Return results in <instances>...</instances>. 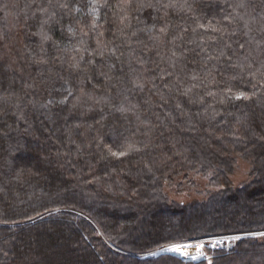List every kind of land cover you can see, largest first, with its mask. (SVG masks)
I'll return each mask as SVG.
<instances>
[{"label":"trees","instance_id":"trees-1","mask_svg":"<svg viewBox=\"0 0 264 264\" xmlns=\"http://www.w3.org/2000/svg\"><path fill=\"white\" fill-rule=\"evenodd\" d=\"M238 2L161 0L175 7L137 13L117 7L128 0H0V264H208L152 252L264 231V78L248 71L264 61V33L259 20L250 32L227 25ZM245 3V20L264 16V0ZM209 22L238 30L209 43L210 30L192 31ZM229 81L251 99L220 103ZM129 146L142 151L108 155ZM206 251L212 264H264V237Z\"/></svg>","mask_w":264,"mask_h":264},{"label":"snow or ice","instance_id":"snow-or-ice-1","mask_svg":"<svg viewBox=\"0 0 264 264\" xmlns=\"http://www.w3.org/2000/svg\"><path fill=\"white\" fill-rule=\"evenodd\" d=\"M93 2H94V4H97L98 7H107L108 6L107 3L99 4L98 0H93ZM185 2L187 3V0H185ZM249 6H250V3H245V0H239V2L236 3L235 5H229V7L233 8L234 15H226V16H224V18H223L224 21H226L227 25H229V26L232 25L233 23H235L236 21H242L243 22V28L247 29V31L250 32L251 31L250 24L254 23L256 20H259L260 21V25H259L257 30L259 32H261V33H264V16L259 15L258 13L254 12L251 15L249 20H245V16L248 15L247 9H248ZM60 7L67 8V5L66 4L60 5ZM117 7L122 12H123L125 7H134V10L137 13H140L145 8L156 9L158 11L160 8H172V7H175V5L172 4V3H169V4L165 5V4L161 3V0H137V2L133 5L132 0H128V4L127 5H117ZM188 7H189V9H191L190 5H188ZM236 9L244 10V15H241L239 12L236 11ZM92 10H93V13L97 12V7H93ZM76 11H79V9L77 8ZM126 21H128V23H125ZM119 22H120V24L124 25L125 27H128L130 25V17L127 16V15H121L119 17ZM95 28H96V24L93 23L92 29L95 30ZM154 28H155V25H153V29ZM198 30H204L205 34L210 30L214 34V35L208 37V42L211 43V42H214V41L217 40V36H219L220 41L222 42L226 33L229 35V38H231V36L238 29L234 28L232 30V33H229L228 32V27L225 26L224 24H219V26H217V24H213L212 22H209L207 27L203 23H198L196 25V27L192 29V31L194 33H196ZM68 31L70 33L73 32L72 28H69ZM159 32L161 34H166L167 25H165V27L160 28ZM245 34H247V33H245ZM133 35H135V33H133ZM44 39L48 40V39H50V37H44ZM176 39H182V37H173V41H172L173 44H175ZM204 43H205V41L201 40L200 44L203 45ZM223 47L224 48H229V49L231 48V46L227 45V44H225ZM244 47H245L244 44H239V48L240 49H244ZM200 50H201V52L207 53V49L204 48V47H201ZM85 51H86V49H85ZM232 51L235 52L236 50L232 49ZM99 54L103 55V52H100ZM111 54L112 55L115 54V49L112 50ZM173 55H175V53H173ZM225 55H226V53H225V51L222 48V50L220 51L219 55H217L215 57H213L212 55L208 54L207 55V61H212V60L219 61L220 58L225 56ZM83 59H84L83 56H81L80 57V61H83ZM80 61H77L75 64H70L69 68L74 69V70H80V68H79ZM226 62L231 64L232 63L231 57H227V61ZM40 63H46V61H40ZM89 63H94V61H89ZM259 63H260V67L255 69V70L252 69L251 65H248V71L253 76V78H255L257 73H259L260 76L262 78H264V71H261L262 69H264V61H261ZM234 67L243 68V64H236V65H234ZM168 75H171V74L168 73ZM191 79L195 81V80H197V77L193 76ZM238 79L242 80V73H241V76H239V77L238 76H233L231 78V81H236ZM231 81L225 83L224 87L226 88V92L222 91L221 94L224 96V100L220 101V103L230 102L232 100H241V99L250 100L251 99V97L246 92L240 91V92L233 93L232 87L228 86V83H230ZM136 86L141 88V89H143V85L142 84H137ZM190 91H191L190 88L187 89L183 93V95L187 96ZM207 94L209 96H215L216 95V93H214V92H208ZM72 95H73V93L69 89L68 90V95L65 96L63 100H61L59 102H56V103H59V104H62V105H66L67 101H68V97H70ZM253 95H255V92H253ZM52 103H53V101H49V104H52ZM76 107H77V105H73V108H76ZM89 110H91V109H89ZM117 110L119 111V109H117ZM261 139H264V137H261ZM113 143L116 146H120L118 141H113ZM147 147H148V145H145V148H147ZM141 151H142V149L134 148V147H131V146H129L127 148V150H121V151H113L112 147H108L107 148L108 155L111 156V157H116V158L126 157V156L129 155L130 152H141ZM33 211H35V209H33ZM51 211H59V209H47V208L45 209V212H49L50 213ZM36 214H37V216L41 215V213H36ZM27 218L28 219H32V217H27ZM246 234L247 235H251V236L264 237V231L249 232V233H246ZM228 239H231L232 241H238V240L241 239V237L239 235H234L232 237H225L224 238V240H228ZM224 240H217L215 246L219 247L220 245H222L224 243ZM182 247L183 246H181V245H173L172 248H170L168 250L169 251L178 252V253H180L182 255H187L186 252H182ZM204 255H205L204 252L201 251L198 256L192 257V258L193 259H198L200 257H203ZM208 264H212V260L211 259H209Z\"/></svg>","mask_w":264,"mask_h":264},{"label":"rangeland","instance_id":"rangeland-1","mask_svg":"<svg viewBox=\"0 0 264 264\" xmlns=\"http://www.w3.org/2000/svg\"><path fill=\"white\" fill-rule=\"evenodd\" d=\"M91 9H93V8L91 7ZM248 168H249V162L242 161L240 168L237 170V172L234 175H232L233 181H235L237 183V182H240L243 179H245L247 177ZM230 234H232V233H230ZM244 234H246V233H244ZM207 238H209V237H206V238H203V239H196V240L195 239H191V240H186V241H183V242L173 243V244L167 245V246H165V247H163L161 249H158L155 252H152V254L169 252V253H174V254L180 255L183 258L188 259V260L199 261V260L206 259V258L209 260V256L207 254L206 247H208L210 245L208 244L209 241H207ZM173 245H181V246H183L182 247V252H186L187 255H182V254H180L178 252H175V251H169L168 249L172 248ZM212 248H218V247H212ZM201 251L204 252V254H205L203 257H200L198 259H193L192 258V257L198 256Z\"/></svg>","mask_w":264,"mask_h":264},{"label":"built area","instance_id":"built-area-1","mask_svg":"<svg viewBox=\"0 0 264 264\" xmlns=\"http://www.w3.org/2000/svg\"><path fill=\"white\" fill-rule=\"evenodd\" d=\"M234 235H239L240 237H242V236H245L247 234H241V233L233 234L232 233V234H223V235L210 236L209 238H207V241H209L208 244L211 247H217V246H215L217 240H224L225 237H232ZM236 242L237 241H232L231 239L224 240V243L222 245H220L219 247L226 248L227 250H230V249L234 248V246L236 245Z\"/></svg>","mask_w":264,"mask_h":264}]
</instances>
